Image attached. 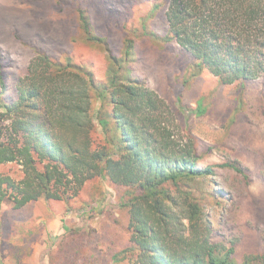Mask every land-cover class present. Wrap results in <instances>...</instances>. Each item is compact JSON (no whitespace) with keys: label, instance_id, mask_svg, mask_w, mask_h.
Wrapping results in <instances>:
<instances>
[{"label":"trees","instance_id":"trees-1","mask_svg":"<svg viewBox=\"0 0 264 264\" xmlns=\"http://www.w3.org/2000/svg\"><path fill=\"white\" fill-rule=\"evenodd\" d=\"M165 16L167 32L153 40L190 52V76L207 69L231 84L264 75V0H166ZM80 17L84 40L109 51L104 82L71 58L37 51L11 97L0 53V168L18 165L0 169V203L68 204L95 178L127 189L125 244L107 233L95 253L92 231L71 230L50 252L51 264H264V253L239 260L233 246L212 237L207 209L227 198L212 178L217 167L247 176L243 168L235 161L201 165L195 138L176 137L167 102L124 72L134 39L126 38L120 61L84 11Z\"/></svg>","mask_w":264,"mask_h":264},{"label":"rangeland","instance_id":"rangeland-1","mask_svg":"<svg viewBox=\"0 0 264 264\" xmlns=\"http://www.w3.org/2000/svg\"><path fill=\"white\" fill-rule=\"evenodd\" d=\"M82 11L120 61L126 38L134 39L124 72L145 80L167 102L176 137L195 138L201 165L235 161L243 168L247 176L217 167L212 178L227 196L207 209L212 237L233 246L239 260L264 253V75L231 84L207 69L190 76L192 54L153 35L167 32L166 0H0V53L10 75L9 95L16 97V79L37 51L61 61L71 58L88 66L98 81L107 80L109 51L84 40ZM0 169L14 172L18 165ZM127 197L125 187L95 178L68 204L41 198L14 209L3 201L0 264H51L50 252L71 230L92 231L95 253L104 249L107 233L125 244L128 212L122 204Z\"/></svg>","mask_w":264,"mask_h":264},{"label":"crops","instance_id":"crops-1","mask_svg":"<svg viewBox=\"0 0 264 264\" xmlns=\"http://www.w3.org/2000/svg\"><path fill=\"white\" fill-rule=\"evenodd\" d=\"M28 204H29V203H28ZM28 204H26L25 206H27ZM25 206H24V207H25Z\"/></svg>","mask_w":264,"mask_h":264}]
</instances>
